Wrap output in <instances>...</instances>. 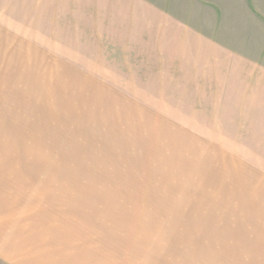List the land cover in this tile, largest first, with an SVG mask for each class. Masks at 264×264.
<instances>
[{"label": "rangeland", "instance_id": "obj_1", "mask_svg": "<svg viewBox=\"0 0 264 264\" xmlns=\"http://www.w3.org/2000/svg\"><path fill=\"white\" fill-rule=\"evenodd\" d=\"M0 264H264V10L0 0Z\"/></svg>", "mask_w": 264, "mask_h": 264}, {"label": "crops", "instance_id": "obj_2", "mask_svg": "<svg viewBox=\"0 0 264 264\" xmlns=\"http://www.w3.org/2000/svg\"><path fill=\"white\" fill-rule=\"evenodd\" d=\"M252 7H263L264 10V0H251Z\"/></svg>", "mask_w": 264, "mask_h": 264}]
</instances>
